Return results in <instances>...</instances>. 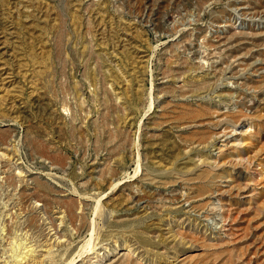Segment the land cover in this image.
<instances>
[{
	"label": "rangeland",
	"instance_id": "obj_1",
	"mask_svg": "<svg viewBox=\"0 0 264 264\" xmlns=\"http://www.w3.org/2000/svg\"><path fill=\"white\" fill-rule=\"evenodd\" d=\"M0 264H264V0H0Z\"/></svg>",
	"mask_w": 264,
	"mask_h": 264
},
{
	"label": "bare ground",
	"instance_id": "obj_2",
	"mask_svg": "<svg viewBox=\"0 0 264 264\" xmlns=\"http://www.w3.org/2000/svg\"><path fill=\"white\" fill-rule=\"evenodd\" d=\"M148 20V19H147ZM129 260V259H128ZM129 262V261H128ZM132 263V262H131Z\"/></svg>",
	"mask_w": 264,
	"mask_h": 264
}]
</instances>
